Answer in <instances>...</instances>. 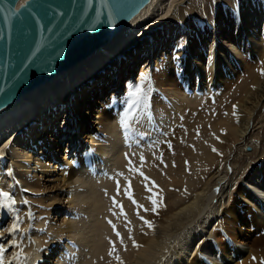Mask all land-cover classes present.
<instances>
[{
	"label": "bare ground",
	"instance_id": "6f19581e",
	"mask_svg": "<svg viewBox=\"0 0 264 264\" xmlns=\"http://www.w3.org/2000/svg\"><path fill=\"white\" fill-rule=\"evenodd\" d=\"M177 1L180 0H152L105 45L0 112V193L10 192L13 183L23 186V192L27 189L34 195L33 200L37 203L32 205L38 215V218H30L34 213H30L28 207L29 232L21 233L19 240H15L12 232L5 240L0 237L4 242L12 239L8 246L0 245L4 249L11 248L8 261L11 264H23L24 252L32 249L34 254L41 245H44V255L39 257L46 259L39 264H93L100 258L107 259L104 253L109 252L110 243L116 244L121 238L126 244L138 239L140 251L138 257L133 258L132 254L137 252L125 244L129 250L119 255L116 264L125 260L130 262L128 264L151 263L162 252L161 258L174 255L164 264H171L172 259H178L179 264L264 262V254H261L264 252L253 249L254 244H260L264 250V237L257 240L252 238L251 232L253 229L264 230V149L259 151L255 166L247 171L246 178L240 177L229 204L224 205L225 199H218L224 205L222 213L218 214L223 216L213 231L202 232L205 235L200 241L196 240L195 253L185 258L178 249L186 239V235H182L187 233V228L198 227L199 215L208 210L205 199L216 194L217 172L223 169L221 164L216 172L213 169L220 159L217 150L227 148L228 143L238 144L239 157L244 155L254 159L259 150L255 142L264 139V116H261L263 121H259L260 114L256 112L264 107V0H182V4ZM173 14L181 23L179 27L170 24L169 18ZM167 22L170 27L165 31L161 27ZM107 23L95 30L93 21L73 50H79L92 33L96 38L99 35L96 33ZM184 34L189 35L187 42L184 37L180 39ZM160 45L167 49L162 54L164 58L157 55L154 71L149 67L151 63L139 74L133 71L132 67L140 62L139 59L149 57ZM175 51L181 58L174 57ZM178 63L180 68L176 67ZM244 66L243 76L239 68ZM131 69L132 74L138 75L129 79L127 91L121 98L119 94L125 84L121 86L120 82ZM156 70L159 71L155 73ZM235 74L239 77L236 81ZM146 76L150 77L154 87L151 102L155 117L149 116L142 104L138 123L131 122L126 136L125 129L115 119L127 106L129 90L142 83ZM180 79L187 81L185 87L179 83ZM148 84L144 87L148 88ZM108 87L114 89L110 91V97L107 100L101 98L91 109L94 96L91 95ZM222 87H226L225 90L218 92ZM157 89L163 97L157 94ZM201 91L204 93L199 94ZM214 97L220 103L214 102ZM30 121L37 123L39 128L34 125L30 128L27 124ZM157 122L164 131H155ZM95 124L100 125V130L105 128L106 136L102 140L93 132ZM204 129L212 130L207 139V135L201 136L200 131ZM64 142L68 143L70 154L77 153L68 159L59 157L62 162L55 166L53 158ZM177 142L186 143L188 155L185 158L188 159L184 162H188L180 165L175 160L167 164L168 167L163 169V177L167 176L166 189L162 190L153 181L155 174L150 173L153 165L148 166L147 159L156 155L157 160H154L159 161ZM95 146L103 153L100 164ZM248 146H251V152L246 149ZM145 174L152 180H147L148 176L143 178ZM77 182L85 190H76ZM133 183L143 184L145 191L140 196L135 195L137 199L132 202L128 200L133 196L128 190L129 184ZM189 184V189L195 191L192 197L186 199L182 193L177 199L170 193ZM166 196L172 199L169 204ZM113 203L118 205L117 208L114 204V210L118 212L110 221L107 211ZM4 205L0 195V212ZM165 209L178 212L167 216L163 222ZM63 214L64 218L61 217ZM44 215L45 220L41 217ZM130 217L136 218L139 225L146 220L154 224L152 232L146 227L136 233L137 225ZM110 222L114 223L110 226ZM33 225L38 227L31 229ZM112 226L121 236L110 233ZM128 232L131 239L126 241L127 236L123 233ZM174 236L178 237V243L167 245L169 241L173 242ZM244 245L248 247L244 248ZM213 249L215 256L211 254ZM154 254L156 256L152 257Z\"/></svg>",
	"mask_w": 264,
	"mask_h": 264
},
{
	"label": "water",
	"instance_id": "95a60500",
	"mask_svg": "<svg viewBox=\"0 0 264 264\" xmlns=\"http://www.w3.org/2000/svg\"><path fill=\"white\" fill-rule=\"evenodd\" d=\"M151 1L0 0V112L105 45ZM93 21L95 30L109 23L73 50Z\"/></svg>",
	"mask_w": 264,
	"mask_h": 264
},
{
	"label": "rangeland",
	"instance_id": "374dc122",
	"mask_svg": "<svg viewBox=\"0 0 264 264\" xmlns=\"http://www.w3.org/2000/svg\"><path fill=\"white\" fill-rule=\"evenodd\" d=\"M182 2V0H180L179 2L177 1V4L179 3H181ZM184 2H185V0H184ZM182 4V3H181ZM174 7V6H173ZM173 7H172V9H173ZM172 11V10H171ZM170 14H172V12H170ZM169 14V15H170ZM175 16H174V14L173 15H171L170 16V18H169V21H171L170 22V24H172V26L174 25V26H180L181 25V23L176 19V18H174ZM170 24L167 22L166 24H163V26L161 27L163 30H165V31H167L168 30V27H170ZM165 25L167 26V27H165ZM183 34V32H181V35ZM189 34V33H188ZM187 34V35H188ZM186 34H184L183 36H181L180 37V39L181 38H183V40H184V42H187V40H188V36H185ZM183 40H182V42H183ZM172 41V40H171ZM170 45V42L167 44V46H169ZM167 46H159L158 48H157V50L155 51V52H153L149 57H145V58H143V59H139L140 60V62L138 63V64H136L135 66H133L132 68H133V71H136L138 74L140 73V71H141V69H143V67H145L147 64H149V63H151V65H149V67L151 68V71H154L155 70V68H156V63H155V61H156V58H157V55H159V56H161L162 58H164V55H162L163 54V52H164V54H165V51H164V49H167ZM159 51V52H158ZM142 53V50L140 51V54ZM173 53H175V55H174V57L176 56V58L177 57H180L179 56V53L177 52V51H175V52H173ZM166 54H168L169 55V53H167L166 52ZM139 57H140V55H139ZM138 57V58H139ZM169 57V56H168ZM150 58V60L148 61V59ZM181 58V57H180ZM179 58V59H180ZM253 58H254V56H253ZM152 59H153V63H152ZM178 62H179V60H178ZM180 63V62H179ZM179 63L176 65V67L177 68H180V66H179ZM159 70H156L155 71V73L156 72H158ZM239 72L241 73V74H243V76H244V73H245V66L244 67H240L239 68ZM155 73H154V76H155ZM259 73L261 74V70L259 71ZM138 74H136L135 73V75H134V73L132 74V69L128 72H126L125 73V75L123 76V80L120 82V84H121V86H122V84H125V88H123V91L119 94L120 95V97L122 98L124 95H125V92L127 91V83H128V81H129V79L130 78H132V77H136ZM239 77H238V74L236 75L235 74V81L238 79ZM109 81H110V79H108ZM90 82V81H89ZM179 83L182 85V87H185V85L187 84V81H185L184 79H180L179 80ZM151 83H149L148 84V88H145V91L148 93V96L147 97H149V98H147L146 97V99H148V100H146L145 98H142V100L143 101H141V105L143 104L144 105V103H147V105H148V108H150V109H146V112H148L149 114V116H151V117H155V115H154V111H153V107H152V102H151V99H152V91H154V87H152L153 86V84H151ZM150 85V86H149ZM116 87L117 86H115V89H116ZM225 88L226 87H222V88H219L217 91L218 92H222V91H224L225 90ZM110 88L108 87V88H101V89H99V90H97V91H95L92 95H91V97L93 96V98H92V104H91V109H94L96 106H97V102H98V100H100L101 98H103L104 99V97L106 98V100L110 97V96H108L109 95V93H110V91H112V90H114L113 88L111 89V90H109ZM157 94H159L161 97H163V93L159 90V89H157ZM199 94H203L204 92H198ZM227 94H230V91L227 93ZM154 97H155V94H154ZM234 99H235V97H234ZM146 100V101H145ZM237 100V99H236ZM235 100V101H236ZM214 102H218V98L217 99H215V97H214ZM218 103H220V102H218ZM124 106H126V105H124ZM99 108H102L103 106H98ZM141 108V107H140ZM227 108V107H226ZM230 108V107H229ZM117 110H119V109H117ZM129 109H128V107L126 106V108H123L120 112H119V115H118V118L117 119H115L116 121L115 122H118L119 124H121V119H122V117H123V115H124V113L125 112H127ZM150 112H149V111ZM151 110H152V112H151ZM134 111H136V110H134ZM226 111V110H225ZM261 111V112H260ZM257 112V114H258V112H259V114H260V116H258V119H259V121L261 120V121H263L262 119L263 118H261V116L263 117L264 116V107L263 108H261V109H259V110H257L256 111ZM63 113H64V111L61 113V116L63 115ZM151 113V114H150ZM152 113H153V115H152ZM224 115H227V113H224ZM255 115H256V113H255ZM139 117V116H138ZM258 119H257V121H258ZM136 120L137 119H135V120H133V121H131V122H133V124L134 125H136L138 122H136ZM157 121H158V119H157ZM253 121V120H252ZM256 121V124L258 123ZM32 123V121H30V122H28L27 124L29 125V127L30 126H32L33 127V125H34V127H36V126H38V128H39V125H37V123H35V124H31ZM130 124H132V123H130ZM157 124L159 125H155V124H152L153 126H154V128H155V131L157 132V133H160V132H162V131H164V129L160 126V124H159V122H157ZM253 124H254V122H253ZM259 126V125H258ZM257 126V127H258ZM31 128V127H30ZM100 125H98V124H95V128H93V132L95 133V135H97L99 138H100V140H102L103 138H104V136H106V132L104 131L105 130V128H103V129H101L100 130ZM157 128V129H156ZM201 132V136H206L207 135V137H206V139L207 138H209V136H210V133H212V130H209V129H204V130H202V131H200ZM41 134V133H40ZM14 138V137H13ZM189 138H187V140H188ZM192 141V140H191ZM190 141V142H191ZM263 141V142H262ZM262 141L261 142H258V141H256L255 142V144L257 145V147H258V154L257 155H255L253 158L254 159H252L250 156L249 157H246V156H244V155H240L241 157H239L238 155H239V150H238V144H235V145H233L232 143H228V145H227V148H224V149H218L217 151L219 152H217L218 153V155H220V156H218L220 159L218 160V161H216V165H215V168H213L214 170H215V172H216V169L219 167V165L221 164V167L223 168L222 169V171L220 170V172L218 173L217 172V179H216V186H217V190H216V194H213L212 196H210L209 198H207V199H205L206 200V202H207V206H208V210H206V211H204L202 214H200L199 216H200V218L198 219V224L199 225H197L198 227H196V228H194L193 230L192 229H188L187 228V230L185 231V232H187V233H184V235H182L183 237L185 236L186 237V239L184 240V244L182 245V244H179V247H178V249H179V251H181V254L180 255H184L185 256V258H189L190 257V255L191 254H193V253H195V251L197 250V246H196V240L197 241H200L203 237H204V235L205 234H202V232H207V234L208 233H210L211 231H213V228H214V226H216L219 222V220H221V218H222V214H218V213H222V208H223V206L224 205H228L229 203V198H231V196L233 195V193H234V188L237 186L236 184H238L239 182H240V177L242 178V177H244V178H246V176L249 174V172L254 168V166L255 165H253L254 163H255V158H256V156H258L259 154H260V152L259 151H262L263 149H264V139H262ZM179 143V144H178ZM193 143V142H192ZM261 143V144H260ZM7 144V143H6ZM6 144L4 145V146H6ZM103 144V143H102ZM183 144V145H182ZM263 145V146H262ZM9 145H7V147H8ZM177 146V147H176ZM175 147V149H173ZM187 148V145H186V143H182V142H177L173 147H171L170 149H168L167 151H165L163 154H162V156L160 157V160L159 161H155V160H157V159H155V157H156V155L153 157V156H151V157H148L149 159H147V165L148 166H150L151 167V165H153V167H151L152 168V170H151V174H155V178L153 179V181L155 182V183H157V186H160L161 187V189L163 190V189H166L165 188V184L164 183H166L165 181H167V176H166V178L165 177H163V176H165V174H164V170L163 169H165V168H167L168 167V165L167 164H169L170 162H172V161H175V160H177V161H179L180 162V165L183 163H185V165H187V162H188V160L186 161V162H184L185 161V159H188V158H185V156L186 155H188V153H187V151H188V149H186ZM235 147V148H234ZM249 147V146H248ZM248 147L246 148V149H248ZM251 147V146H250ZM74 150V149H73ZM190 151H191V149H189ZM226 150H228V152L226 151ZM68 151V152H67ZM174 151H176V152H174ZM231 151V152H230ZM252 151V150H251ZM251 151H248V152H251ZM56 152H59L58 154H57V156L55 157L54 156V160H53V164L55 165V166H60L59 164L62 162V161H60L61 159H59V157L60 158H66V159H68L69 157H72V156H74V155H76V153H77V151L76 152H74L73 151V153L72 154H70V149H69V145H68V143H66V142H64L61 146H60V148H59V150H57ZM95 154L97 155V163L98 164H100L101 163V159H100V157H101V155L103 154L96 146H95ZM173 152V153H172ZM223 152V153H222ZM158 153V152H157ZM176 154H177V156L178 157H176ZM87 155V154H86ZM173 158V159H172ZM247 158V159H246ZM250 158V159H249ZM153 159V160H152ZM155 159V160H154ZM237 159H240L241 160V162H235V160H237ZM68 161H70V160H68ZM153 163H151V162ZM154 161V162H153ZM243 163V164H242ZM174 164V163H173ZM172 164V165H173ZM175 166H176V164H174ZM173 165V168H175V166ZM218 165V166H217ZM92 166H90V167H88V168H91ZM250 167V168H249ZM154 168V169H153ZM162 169V170H161ZM60 170V169H59ZM180 170H181V168H180ZM187 170L189 171L190 169H189V167L187 168ZM235 170V171H234ZM153 171V172H152ZM163 173H162V172ZM188 171H186L185 170V172H188ZM247 171H249V172H247ZM60 172V171H59ZM240 172H242V173H240ZM150 173H148V174H150ZM160 173V174H159ZM164 174V175H163ZM243 176H242V175ZM245 175V176H244ZM144 176L146 177V176H148L147 177V180H152V179H150V175H147V174H145V175H143V178H144ZM151 177H152V175H151ZM165 178V179H164ZM243 178V179H244ZM219 179V180H218ZM237 181V182H236ZM239 181V182H238ZM218 182V183H217ZM231 182V183H230ZM137 184V183H136ZM136 184H129V194H130V196H132V197H130V199H129V197H128V200H130V201H135L137 198H136V196L135 195H137V196H140V195H142L143 194V190L145 191V187H144V185L142 184V186L140 185V186H137ZM224 184V185H223ZM201 185V184H200ZM162 186H163V188H162ZM12 187H13V189L10 191V192H8V194H9V197L12 199V200H14L15 201V204L14 205H11V207H5L4 206V208H3V210H2V212H0V237H4V240H5V238L6 237H8L9 236V233L10 232H12L13 233V237H15V240H19V236H20V234L21 233H24L25 231L27 232H29V229H28V225H27V221H28V217H26V211H28V207H30V213H34V215H30V218L33 216V217H37L38 218V215L36 214L37 212H36V209L34 208V205H32V203H37V202H35L34 200H33V198H34V195L33 194H29V191L26 189L24 192H23V186H16L15 185V183H13V185H12ZM132 187V188H131ZM133 187H135V188H133ZM142 187H144L143 189H142ZM147 187V186H146ZM189 187L191 188V186H190V184H189V186H184V187H182V188H179V189H177V190H173V191H170V193H172V195H173V197H176L177 199H179V197H180V194L182 195V193L186 196V199L187 198H189V197H192L193 195H194V193H195V191H193L192 189H189ZM75 188H76V190H79V191H83V190H85V187L83 186V185H81V184H79L78 182L76 183V186H75ZM79 188V189H78ZM200 188V187H199ZM222 188V189H221ZM136 189V190H135ZM131 190V191H130ZM139 190H142V191H140V194H139ZM133 192V193H132ZM169 193V194H170ZM139 194V195H138ZM217 195V196H216ZM231 195V196H230ZM46 196L48 197L49 196V194L47 193L46 194ZM216 196V197H215ZM223 196V197H222ZM225 196V197H224ZM219 198H223V199H225V204L222 206V203H219ZM219 199V200H218ZM172 199H171V197L169 198L168 196H166V202L169 204V202L171 201ZM132 201V202H133ZM240 201H242V200H240ZM111 201H109V203H110ZM219 203V204H218ZM114 204L115 203H113L112 204V206H111V208L107 211L108 212V220H110V221H112V220H114V217H116V212H118V211H115L114 210ZM39 205V204H38ZM116 206H117V208H118V205L117 204H115ZM210 206V207H209ZM221 206V207H220ZM221 208V209H220ZM219 209V210H218ZM165 211H167L166 209H165ZM127 212V211H126ZM172 212V213H171ZM176 212H178V211H176V210H168L166 213H165V215L163 216V218L161 219L163 222H164V220H166V217L167 216H171L172 214H174V213H176ZM209 212V213H208ZM125 213V212H124ZM124 213L123 214H121L122 216L124 215ZM217 213V214H216ZM36 214V215H35ZM211 214V215H210ZM204 215V216H203ZM205 215H206V218H205ZM209 215V216H208ZM214 215V216H213ZM131 217H132V215H130ZM220 216V217H219ZM17 217L19 218V222H18V228H17V230L16 231H13L12 230V225L13 224H16L17 223ZM42 217V219H44L45 220V215L44 216H41ZM61 217L62 218H64L65 217V215L63 214V215H61ZM60 217V220H62V218ZM130 217V220L132 221V222H134L137 226H136V233H140V231L142 232V231H144V229L147 227L148 228V230H151L150 231V233L152 232V229L154 228V224H153V227L152 228H149L148 227V225L145 223V222H143L142 224H138V220L135 218V219H133V218H131ZM214 217V218H213ZM202 218V219H201ZM22 219V220H21ZM201 219V220H200ZM218 219V220H217ZM143 220H145L144 218H143ZM137 221V222H136ZM147 221V220H146ZM111 223H114V222H110L109 223V225L111 226L112 224ZM199 226H201V227H199ZM34 227H38V226H36V225H33L32 227H31V229L33 228L34 229ZM112 228H114V226H112L111 227V231L112 232H110L111 234H117L118 232L116 231V229H112ZM118 228V227H117ZM164 228V227H163ZM192 228V227H191ZM255 228V227H254ZM212 229V230H211ZM117 230H119V228L117 229ZM139 230V231H138ZM156 230V229H155ZM192 230V231H191ZM211 230V231H210ZM254 230V229H253ZM253 230H251V232H252V234H253V236H252V238H255V239H257V240H259V239H261V237L263 238L264 237V230H261V231H258V230H255V231H253ZM32 231V230H31ZM196 231H197V233H196ZM257 231V232H256ZM116 232V233H115ZM159 233H160V231H159ZM199 233V234H198ZM15 234H16V236H15ZM30 234H31V232H30ZM188 234H191V235H189L188 236ZM123 235H125V236H127V239H126V241L128 240V238L129 239H131L130 238V232H128V234H126V233H123ZM138 235V234H137ZM140 235V234H139ZM138 235V236H139ZM261 235V236H260ZM23 236V235H22ZM25 236V235H24ZM119 236H121V235H119ZM29 238H30V236H28ZM109 237V236H108ZM176 239H175V238ZM174 237H172L171 238V240H173V242L171 243V241H169V243H167V245L169 244V245H175V244H177L178 243V237H176V236H174ZM190 237V240L188 239L187 240V238H189ZM202 237V238H201ZM118 238V237H117ZM174 238V239H173ZM116 239V237H115V235H114V240ZM135 239V240H134ZM134 239H132V240H130V242H129V244H128V241H127V244L126 243H120L119 241H117L116 242V244L114 243V242H112V243H110V248H109V252L108 251H106V253H104V255H106V256H108L107 257V259L105 258V257H103V258H100V260H97V262L96 261H94L93 262V264L95 263V264H98L99 262L101 263V264H103V263H105V264H114L115 263V260H117L116 259V257L118 256L119 257V255L120 256H122V254H123V252L124 253H126L129 249H127L126 247H125V244L127 245V247H131V249H133V251L134 252H137V253H134V254H132L133 255V258H137L138 257V255H139V253H138V251H140V245H139V242H138V239L136 240V238H134ZM11 240L12 239H8L6 242H4V241H2L1 240V238H0V245H3V246H8L9 244H10V242H11ZM118 240H119V238H118ZM28 241V240H27ZM132 241H135V245H139V247H136V246H134V244L132 243ZM194 241V242H193ZM214 241V240H213ZM4 242V243H3ZM136 242H138L137 244H136ZM30 243V242H29ZM120 243V244H119ZM112 244H115V245H113V246H115V252H113L112 251V249H113V246H112ZM215 244V243H214ZM123 245V246H122ZM247 245H250V243H247ZM247 245H244L243 247L244 248H247L248 246ZM258 245V246H257ZM198 246H199V244H198ZM55 247V246H54ZM144 248V247H143ZM170 248V247H169ZM190 248H192V249H190ZM214 248L216 249V250H218V248H217V245H214ZM263 248V245H260V244H254V246H253V249L254 250H258L259 252H264V250L262 249ZM44 245H41L35 252H34V254H33V251H32V249H30L29 250V252H27L28 250H26V252H24V257L25 258H23V264H39L40 262H41V260H45L46 258L45 257H43V256H41V257H39L41 254H43L44 255ZM196 249V250H195ZM215 249H213L214 251L211 253L213 256H215L216 254H214V252L216 251ZM61 250V248L59 249V251ZM46 251V250H45ZM11 248L9 249V248H7V249H5V251H4V253H2V254H0V255H2L3 256V264H6V263H8V264H11V262H8V261H10V254H11ZM110 253H112L111 255H110ZM120 253V254H119ZM162 254H163V252L160 254L159 253V255L157 256V258H154L152 261H151V263H147V261L145 262V264H153V263H156L157 262V264H164V261H166V259L167 258H173V256L174 255H169V257H166V256H164L163 258H161V256H162ZM204 254H206L207 256H209L207 253H204ZM261 254H264V253H261ZM61 255H59L56 259H58L59 257H60ZM153 256H156V254H154V255H152V257ZM264 256V255H263ZM160 258V259H159ZM162 259V260H161ZM164 259V260H163ZM87 260H89V258L87 259ZM101 260H102V262H101ZM173 261L171 262V264H179V260L178 259H176V261L174 260V259H172ZM99 261V262H98ZM150 261V260H149ZM175 261V262H174ZM178 261V262H177ZM122 262V261H121ZM121 262H119V264H121ZM163 262V263H162ZM123 264H128V263H130L128 260H125V261H123L122 262ZM43 264H45L44 262H43ZM47 264H51V263H47ZM92 264V263H91ZM116 264V263H115ZM144 264V263H143Z\"/></svg>",
	"mask_w": 264,
	"mask_h": 264
},
{
	"label": "snow or ice",
	"instance_id": "6c2138e0",
	"mask_svg": "<svg viewBox=\"0 0 264 264\" xmlns=\"http://www.w3.org/2000/svg\"><path fill=\"white\" fill-rule=\"evenodd\" d=\"M14 14V13H13ZM262 75H264V72H262ZM151 82L150 77H144L143 78V82L139 83L137 85H133L132 88L129 90V92L127 93V98H126V103H127V107H128V111L124 113L122 119H121V127L123 129H125V135L127 136L130 130V123L131 121L138 119V111L141 107V101L142 98H146L148 96V93L145 91V84H148ZM130 101V103H129ZM144 109L146 110L148 108L147 103H144L143 105ZM136 110V111H134ZM0 195L3 196L4 201H5V207H11V205L15 204V201L12 200L9 197L8 193H0ZM154 205H157V201L153 200L152 201ZM18 222H19V218L17 217V223L12 225V230L16 231L18 228ZM145 223L148 225L149 228H152L153 225L151 224V222L149 221H145ZM120 234L117 233V236H119ZM121 243H123V239L121 238ZM134 246L139 247V245H135V241H133ZM5 251V249L3 247H0V254H2ZM113 252H115V246H113L112 249ZM112 253H110L111 255ZM117 260H119V257H116ZM0 264H3V256L0 255ZM122 264V262H121ZM262 264H264V262H262Z\"/></svg>",
	"mask_w": 264,
	"mask_h": 264
}]
</instances>
